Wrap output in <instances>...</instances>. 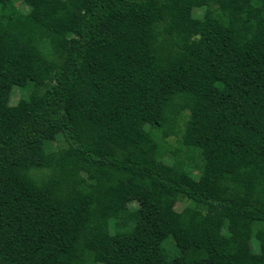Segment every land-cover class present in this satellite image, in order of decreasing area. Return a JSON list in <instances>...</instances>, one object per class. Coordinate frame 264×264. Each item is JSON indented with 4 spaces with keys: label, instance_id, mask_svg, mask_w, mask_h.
Here are the masks:
<instances>
[{
    "label": "trees",
    "instance_id": "trees-1",
    "mask_svg": "<svg viewBox=\"0 0 264 264\" xmlns=\"http://www.w3.org/2000/svg\"><path fill=\"white\" fill-rule=\"evenodd\" d=\"M19 1L0 0V264H264V0Z\"/></svg>",
    "mask_w": 264,
    "mask_h": 264
},
{
    "label": "rangeland",
    "instance_id": "rangeland-1",
    "mask_svg": "<svg viewBox=\"0 0 264 264\" xmlns=\"http://www.w3.org/2000/svg\"><path fill=\"white\" fill-rule=\"evenodd\" d=\"M11 1H12L13 5L16 9L21 10V11L26 10L25 5H23L19 0H11ZM234 2H235V0H219L218 3L225 4V3H234ZM200 11L201 10H197L195 13L199 14ZM27 92H28L27 88L23 89V88H20L16 85H13L9 91V94H8V103L14 104L18 100V98L25 96L27 94ZM43 138H44V146L46 149H54V148H57L59 146H62V141H61L60 136L58 134H56L53 129L48 128L46 131H44ZM166 141L168 143L170 142L171 144H175L174 137H172V136L167 137ZM164 161L166 163L169 162L166 157L164 158ZM196 175H197V170H193L192 171V177L195 178ZM125 201H126V204L128 207H134L135 206L134 199L126 198ZM189 201H190V197L187 194L181 195L176 200V202L174 204V209L180 210L182 208V206L185 205L186 203H188ZM178 235H180V231L175 230V232L173 233V236L176 237ZM171 240L172 239L169 238L168 241L166 242V245H169ZM251 247L254 251H257V242L255 240H253L251 242Z\"/></svg>",
    "mask_w": 264,
    "mask_h": 264
}]
</instances>
